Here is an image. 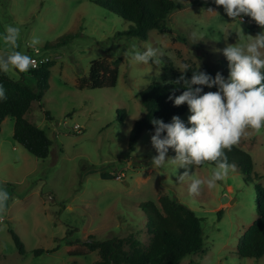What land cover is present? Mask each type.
I'll return each mask as SVG.
<instances>
[{"label":"rangeland","instance_id":"obj_1","mask_svg":"<svg viewBox=\"0 0 264 264\" xmlns=\"http://www.w3.org/2000/svg\"><path fill=\"white\" fill-rule=\"evenodd\" d=\"M172 1L176 9L166 23L169 31L152 30L146 40H139L115 36L130 24L94 0H0V54L13 50L2 39L11 24L20 28L16 51L31 57L26 44L39 37L35 48L53 64L49 89L25 114L27 121L46 130L51 140L48 157L37 160L13 141V119H5L0 127V188L8 193L0 212V264H94L99 257L86 248L89 238L132 236L146 246L149 238L139 205L157 204L161 196L186 205L202 219L203 250L180 264H264L263 258L236 256L238 239L257 214L253 185H245L235 169L215 188L202 184L199 195H189L192 179L206 180L215 167L155 168L152 161L158 153L147 131L129 150V133L144 114L138 95L151 83L172 80L169 63L175 72H181L183 64L198 70L218 67L226 58L225 47L264 31L247 16L239 27V21L212 0ZM209 8L216 13L206 12ZM66 36L75 37L59 49L44 48ZM149 46L162 53L158 64L130 60L133 50ZM117 59L114 88L78 89L91 62L101 60L112 67ZM6 75L35 90L27 72L10 69ZM190 114L187 110L178 116L186 126ZM235 146L251 156L253 183L264 186V129H246ZM173 153L169 149L166 159L174 158ZM223 197L228 202L222 204ZM9 230L21 240L23 255L17 253ZM57 246V251L46 253ZM37 249L45 252L36 256Z\"/></svg>","mask_w":264,"mask_h":264},{"label":"trees","instance_id":"obj_2","mask_svg":"<svg viewBox=\"0 0 264 264\" xmlns=\"http://www.w3.org/2000/svg\"><path fill=\"white\" fill-rule=\"evenodd\" d=\"M94 4L106 9L111 14L130 24L128 29L117 33L115 36L134 37L146 40L152 30L168 32L166 23L175 11L176 6L172 0H94ZM75 36H66L54 44H46L44 48L59 49ZM169 63V61H168ZM120 60L113 62L111 67L106 62L97 60L90 64L86 80L78 86L79 90H101L114 88L118 79V67ZM170 82H155L149 84L138 95L144 114L141 119L134 122L129 133V150L133 151L143 131L154 134L155 126L151 124L154 118L162 119L170 123L173 116H180L188 110L187 104L175 106L169 95L178 96L185 90L183 82L177 85L175 81L182 74L171 70ZM52 63H47L36 69H29L27 75L35 81V90L10 79L6 73L0 72V83L3 84L7 99L0 102V127L2 122L13 119L12 139L20 145L28 154L37 160H45L49 155L51 140L45 129L39 128L25 119V114L30 110L35 101H40L44 92L49 89V77ZM196 70L190 67L184 74L190 79ZM198 70V69H197ZM227 58L222 59L218 67L204 66L202 70L213 78L219 72L223 76L228 71ZM193 87H196L193 85ZM203 92L216 91L202 86ZM250 129V128H249ZM154 148V147H153ZM225 155L229 164L242 177L245 185L252 184L255 192L257 218L238 239L236 256L241 259L258 261L264 259V186L254 184L253 163L251 156L233 145L231 149H225ZM175 152L173 156L175 157ZM218 161H205L196 168L202 166L217 167ZM145 220L144 229L149 238L148 244L143 246L135 238L107 239L96 241L89 238L85 242L90 252H97L99 260L94 264H180L186 256L203 250L202 219L182 203H178L168 196H161L157 204L148 201L139 205ZM221 211L216 216L220 219ZM15 249L18 254H24V247L19 237L9 230ZM58 250L46 251L52 253ZM45 251L37 249L34 255H40Z\"/></svg>","mask_w":264,"mask_h":264},{"label":"clouds","instance_id":"obj_3","mask_svg":"<svg viewBox=\"0 0 264 264\" xmlns=\"http://www.w3.org/2000/svg\"><path fill=\"white\" fill-rule=\"evenodd\" d=\"M217 6H222L224 13L233 20L239 21L244 16L251 18L259 26H264V0H212ZM206 12L216 13L212 8ZM20 28L7 25L2 39L13 49L0 54V72L7 73L10 69L25 73L33 65L32 57L16 51ZM40 44L39 37L33 36L28 46ZM162 55L158 48L147 47L144 51L135 49L130 60L138 64H158ZM227 58L229 73L225 78L217 72L213 78L204 71L193 70L190 79L184 74L189 64H183L177 85L183 82L185 90L178 96L169 95L168 99L175 106L187 104L191 113L187 124L178 116H173L170 123L154 118L151 124L155 126L151 136L152 146L158 155L153 157L155 168L168 165L184 167L185 165H200L205 161H218L212 174L206 180L192 179L188 187L189 195H199L202 184L209 189L216 187L234 165L229 164L225 149L237 144L246 129L261 131L264 129V31L254 38L247 37L246 42L229 45L223 49ZM195 85L196 87H193ZM202 86L216 91L203 92ZM7 99L5 88L0 83V102ZM172 149L175 157L166 159V154ZM188 175L187 171L183 176ZM183 176L180 179H183ZM8 193L0 188V212L5 209Z\"/></svg>","mask_w":264,"mask_h":264},{"label":"built area","instance_id":"obj_4","mask_svg":"<svg viewBox=\"0 0 264 264\" xmlns=\"http://www.w3.org/2000/svg\"><path fill=\"white\" fill-rule=\"evenodd\" d=\"M26 46L29 48L32 54V59L34 61L33 65L30 67V69H36L40 66L49 63V58L45 55V53H42L39 49H36L35 47H29L28 44ZM77 126V125H76ZM77 128V127H75Z\"/></svg>","mask_w":264,"mask_h":264},{"label":"water","instance_id":"obj_5","mask_svg":"<svg viewBox=\"0 0 264 264\" xmlns=\"http://www.w3.org/2000/svg\"><path fill=\"white\" fill-rule=\"evenodd\" d=\"M226 202H228V198H227V197H223V198H221V203H222V204H224V203H226Z\"/></svg>","mask_w":264,"mask_h":264}]
</instances>
